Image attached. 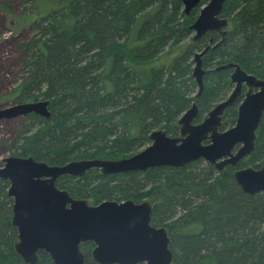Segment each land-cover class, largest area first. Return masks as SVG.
<instances>
[{"label": "trees", "instance_id": "16d2710c", "mask_svg": "<svg viewBox=\"0 0 264 264\" xmlns=\"http://www.w3.org/2000/svg\"><path fill=\"white\" fill-rule=\"evenodd\" d=\"M19 1L20 14L8 1L0 3L18 27L31 30L17 47L18 79L10 96L18 103L47 100L50 116L22 117L9 144L16 156L50 165L128 157L150 142L153 130L178 135V119L192 102L200 121L228 95L230 70L214 71L216 66L233 62L264 80V0L224 5V39L202 58L203 66L212 68L204 82L213 85L204 83L194 100V53L209 39H219L217 32L192 39L189 26L200 6L185 14L181 0ZM175 48L179 52L172 53ZM235 118L233 104L221 130ZM263 161L264 113L253 151L221 171L203 160L107 175L93 168L81 176H61L56 186L93 204L149 200L150 223L165 227L172 264H264V192L245 194L233 179L235 169H257ZM8 186L0 179V264H25L14 251ZM93 246L80 244L84 264H98L91 258ZM36 264L53 263L39 251Z\"/></svg>", "mask_w": 264, "mask_h": 264}, {"label": "water", "instance_id": "95a60500", "mask_svg": "<svg viewBox=\"0 0 264 264\" xmlns=\"http://www.w3.org/2000/svg\"><path fill=\"white\" fill-rule=\"evenodd\" d=\"M229 0H181L182 11L188 14L199 7L189 26L192 39L217 32L220 40L208 44L193 56L191 76L199 97L204 88L202 58L224 39L227 25L221 16ZM213 44V45H210ZM232 69L233 89L216 103L200 123L194 124L197 105L192 102L178 120L179 135L168 136L162 129L149 134L150 143L138 152L120 159H80L61 165H50L32 156L10 155L2 159L0 179L9 183L7 195L12 199L11 224L17 231L15 253L25 264H36L38 252L49 255L53 264H84L81 243L92 242L91 258L98 264H172L169 237L165 227L150 223L152 204L148 200L102 201L89 204L87 199L73 198L59 189L61 176H81L90 169L103 175L144 172L155 167L181 168L203 160L221 171L224 165H235L254 149L256 131L264 113V80L242 70L235 63L214 68ZM246 87L237 107L234 125L221 131L223 111L232 105ZM33 113L48 118V101L10 104L0 108L1 118H15ZM233 179L242 192L256 195L264 192V161L258 169L245 167L233 172Z\"/></svg>", "mask_w": 264, "mask_h": 264}, {"label": "rangeland", "instance_id": "374dc122", "mask_svg": "<svg viewBox=\"0 0 264 264\" xmlns=\"http://www.w3.org/2000/svg\"><path fill=\"white\" fill-rule=\"evenodd\" d=\"M5 1H8L9 5L12 9V12L14 14H20L21 7L19 5V3H20L19 0H0V3L5 2ZM30 35H31V30L29 29L28 26L18 27L15 18L9 19L0 9V108H6L10 104L17 103L10 96L11 92L13 91L14 87L16 86V82L18 79L17 78V70H18V66H19L18 61H19L20 54H19L17 47H18L19 43L28 40ZM218 40H220V36H219ZM215 42L213 41V44ZM187 43H188V41H186L184 44H187ZM184 44H181V46ZM213 44H210V45H213ZM177 50H179V49L175 48V51L172 53L179 52ZM228 63H233V62H228ZM225 64H227V63H225ZM193 65H194V63H193ZM220 65H223V64H220ZM192 68H193V66H192ZM203 69L210 71L212 68L211 67L206 68L203 66ZM230 72H231V70H230ZM203 80H204V78H203ZM204 83L207 85V88H211L213 85V82L210 80H205ZM196 92H197V87L194 88V91L190 96L193 98V100L195 99ZM207 113L204 114V116H206ZM22 117L23 116L15 117V118H9V119H6V118L0 119V166L2 164L3 158L10 156V155L16 156L9 149V144L12 140V137H14V133L16 132L18 125L21 123ZM226 129H228V128H226ZM226 129H222V131L226 130ZM156 130H158V129H156ZM168 136H170V135H168ZM176 136H178V135H176ZM171 137H175V136H171ZM87 159H95V158H87ZM97 159H100V158H97ZM141 201H143V200H141ZM141 201H139V202H141ZM88 203L93 205L92 200H88Z\"/></svg>", "mask_w": 264, "mask_h": 264}, {"label": "flooded vegetation", "instance_id": "af4514ba", "mask_svg": "<svg viewBox=\"0 0 264 264\" xmlns=\"http://www.w3.org/2000/svg\"><path fill=\"white\" fill-rule=\"evenodd\" d=\"M202 64H203V63H202ZM211 70H212V69H211ZM213 70H214V69H213ZM226 70H231V72H232V69H226ZM214 71H215V70H214ZM218 71H220V70H218ZM207 72H208V71H207ZM207 72L205 73V75L207 74ZM231 72H230V74H231ZM230 74H229V79H230ZM205 75H204V76H205ZM230 83H231V82H230ZM231 85H232V88H231V90H232V89H233V84L231 83ZM231 90H230V92H231ZM245 91H246V87L244 86V87L242 88V90H241V95H240V96L235 100V102L233 103V104H236V114H237V107H238V105L240 104V102L242 101ZM230 92H229V93H230ZM229 93H228V95H229ZM228 95H227V96H228ZM227 96H226V97H227ZM226 97H225V98H226ZM225 98H224V99H225ZM224 99H223V100H224ZM221 101H222V100H221ZM219 102H220V101H219ZM233 104H232V105H233ZM232 105H230V106H232ZM230 106H228L227 108H229ZM227 108H225V110L223 111L222 118H223V115H224V113H225V111H226ZM197 109H198V107H197ZM197 117H198V110H197L196 118L193 120V123H194V124H196V123H200V122L203 120V118H204L205 116H204L200 121H196ZM222 118H221V124H222ZM234 122H235V119H234ZM178 125H179V124H178ZM258 127H259V126H258ZM220 129H221V126H220ZM221 131H222V130H221ZM178 135H179V130H178ZM254 145H255V142H254ZM246 157H247V156H245L244 158H246ZM244 158H243V159H244ZM241 160H242V159H241ZM241 160H240V161H241ZM240 161H238V162H240ZM238 162H237V163H238ZM237 163H236V164H237ZM236 164H235V165H236ZM235 165L226 164V165L223 166L222 169H224V168L227 167V166H235ZM247 167H249V166H247ZM243 168H245V167H243ZM251 168H252V167H251ZM215 169H216V168H215ZM222 169H221V170H222ZM237 169H241V168H237ZM237 169H235V171H236ZM257 169H258V168H257ZM217 171H218V170H217Z\"/></svg>", "mask_w": 264, "mask_h": 264}]
</instances>
